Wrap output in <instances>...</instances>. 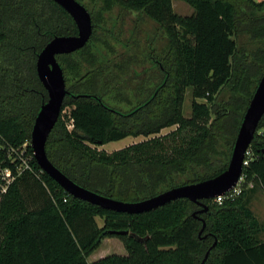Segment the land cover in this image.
I'll return each mask as SVG.
<instances>
[{
    "label": "trees",
    "instance_id": "1",
    "mask_svg": "<svg viewBox=\"0 0 264 264\" xmlns=\"http://www.w3.org/2000/svg\"><path fill=\"white\" fill-rule=\"evenodd\" d=\"M182 1L193 15L177 14L173 0H101L106 11L121 6L141 12L168 40L163 57L150 59L159 85L128 114L110 105L104 72L96 71L92 13L90 42L58 56L68 93L46 151L80 186L137 202L162 193L176 176L194 172L187 182L193 184L227 169L221 145L226 138L233 140L226 142L230 147L234 144L254 85L264 74V0ZM77 34L72 18L52 0H0V158L7 159L9 148L25 149L34 168L0 199V264H202L215 243L204 264H264V242L258 238L264 227L245 205L246 190L222 205L204 201V213L196 214L201 207L181 199L128 215L73 198L41 171L30 145L37 115L48 101L37 73L38 55L55 37ZM241 39L257 46L240 48ZM68 75L74 80L71 88ZM188 89L194 98L190 118L183 114ZM225 90L228 97L219 101ZM140 136L148 139L111 153L97 148ZM249 150L245 185L258 184L264 191V116ZM204 224L205 238L200 236ZM105 238L121 239L127 255L89 262Z\"/></svg>",
    "mask_w": 264,
    "mask_h": 264
},
{
    "label": "rangeland",
    "instance_id": "2",
    "mask_svg": "<svg viewBox=\"0 0 264 264\" xmlns=\"http://www.w3.org/2000/svg\"><path fill=\"white\" fill-rule=\"evenodd\" d=\"M80 1L96 18V29L93 40L90 43V50L97 56L96 71L104 72L108 102L114 109L123 114H128L146 102L151 96L150 94L159 85L158 80H155L156 74H159L157 71H154L150 59L151 56L161 58L166 53L168 48L166 35L157 24L148 20L141 12L129 11L121 6H115L110 11H106L102 9L101 0ZM256 1L260 2L262 0ZM174 7L175 11L182 16H191L194 13V9L182 0H174ZM239 46L240 48L253 49L257 44L247 39H241L239 40ZM85 66L86 69L89 68L88 65ZM260 80L254 85L255 89ZM73 84V78L68 75V86L71 88ZM228 95V90L223 91L218 96L219 101L226 100ZM193 103V91L192 89H188L185 94L183 107L184 117L190 118L192 116ZM65 112L68 113L69 109ZM175 129L176 126L166 128L157 136L166 135ZM152 137L154 136L150 138ZM147 139L144 136L137 138L128 137L124 140L111 142L97 148L98 150H105L111 153ZM225 141L232 142L233 140L226 138ZM226 142L223 141L221 145V150L226 153L222 162L228 165L231 157L230 150L231 148L233 149L234 144L230 147ZM252 156L253 154L251 153L249 158ZM191 180H194V172H190L182 177L176 176L161 191L165 192L172 189L171 186L173 184L177 186L186 185ZM253 185V190H249V188L245 189L247 191L245 205L264 227V191L258 184ZM97 221L102 226L103 220L97 218ZM206 235L204 231L200 234L203 238ZM261 237L264 238V234ZM111 254H127L121 239L105 238L100 247L89 258L90 260L97 261L103 258V256Z\"/></svg>",
    "mask_w": 264,
    "mask_h": 264
},
{
    "label": "water",
    "instance_id": "3",
    "mask_svg": "<svg viewBox=\"0 0 264 264\" xmlns=\"http://www.w3.org/2000/svg\"><path fill=\"white\" fill-rule=\"evenodd\" d=\"M52 1L69 14L77 27L78 34L55 37L38 55V77L48 93V101L41 107L31 133V147L40 169L73 198L103 210L139 215L154 211L177 200L186 199L201 207V210L196 214L207 212L208 206L203 202L224 196L236 187L242 177L247 152L264 116V74L245 112L233 145L229 164L222 174L203 182L175 187L152 198L137 202H126L104 196L71 180L47 156V142L60 118L68 93L65 73L57 58L82 50L90 42L94 30L91 14L77 0ZM205 226L204 224L201 233ZM109 233L117 236L129 234L128 231H110ZM215 246L216 243L208 250L202 264L207 261Z\"/></svg>",
    "mask_w": 264,
    "mask_h": 264
},
{
    "label": "built area",
    "instance_id": "4",
    "mask_svg": "<svg viewBox=\"0 0 264 264\" xmlns=\"http://www.w3.org/2000/svg\"><path fill=\"white\" fill-rule=\"evenodd\" d=\"M1 148L3 149L4 147ZM7 154H8L7 159L0 158V199L2 198L3 195H5L8 192L10 186L20 176H22L25 171L34 172V168L31 164L33 156L29 155L25 149L21 150V152H18L13 148H9ZM250 154L251 152L249 150L246 155L244 166H247L249 164ZM6 161L10 162L11 165L6 164ZM253 187L254 185L252 183L247 186L245 185V180L242 174L239 183L236 185V187L233 190H231L224 196L217 197L213 201L219 205H222L226 200L235 201L237 198H239L242 195L243 191L246 188H253Z\"/></svg>",
    "mask_w": 264,
    "mask_h": 264
},
{
    "label": "crops",
    "instance_id": "5",
    "mask_svg": "<svg viewBox=\"0 0 264 264\" xmlns=\"http://www.w3.org/2000/svg\"><path fill=\"white\" fill-rule=\"evenodd\" d=\"M173 8H174V11H175V7H174V0H173ZM176 12V11H175ZM177 13V12H176ZM178 14V13H177ZM180 15V14H179ZM193 15V14H192ZM149 20V19H148ZM262 234H264V231L262 232V233H260L259 235H258V238H259V240L261 241V242H264V238H262L261 237V235ZM104 241V240H103ZM126 250V249H125ZM111 255H114V254H111ZM111 255H108V256H111ZM127 255V254H126ZM126 255H121V256H126ZM105 257H107V256H105ZM103 258H104V256H103ZM101 259V258H100ZM88 261L89 262H95L94 260H90V258L88 259Z\"/></svg>",
    "mask_w": 264,
    "mask_h": 264
}]
</instances>
